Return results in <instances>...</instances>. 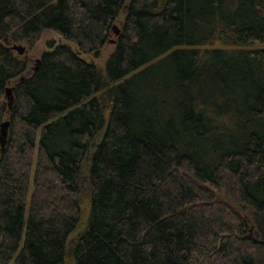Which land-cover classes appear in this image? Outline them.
<instances>
[{
    "label": "trees",
    "instance_id": "trees-1",
    "mask_svg": "<svg viewBox=\"0 0 264 264\" xmlns=\"http://www.w3.org/2000/svg\"><path fill=\"white\" fill-rule=\"evenodd\" d=\"M47 30L76 49L0 104V264H264V0H0V102Z\"/></svg>",
    "mask_w": 264,
    "mask_h": 264
},
{
    "label": "rangeland",
    "instance_id": "rangeland-1",
    "mask_svg": "<svg viewBox=\"0 0 264 264\" xmlns=\"http://www.w3.org/2000/svg\"><path fill=\"white\" fill-rule=\"evenodd\" d=\"M120 24L121 23L118 22L115 26H117V28H120ZM116 38H117V33H114L113 39H116ZM49 42H52L54 45L72 46L73 48L76 49V46L73 43L67 41L60 34H58L55 31H51V30L44 31L42 33L40 40L33 47H30L29 45L24 44V43H16L15 45L22 46L26 49V51L23 55H20L18 51H15V52L17 53V55H19L21 57L27 56V58H28V70L22 77L11 82L10 86H9L10 88L13 89V87L16 83L20 82L24 78L30 77L33 74L41 56L43 55L44 52H46L48 50V43ZM113 50H114V46L111 44V45L106 46L103 49L102 56L98 59H96L92 56H89V55H84L83 57L88 62L96 63L99 67L105 68L106 61H107L109 55L113 52ZM0 104H6V105L9 104L8 97L7 96L4 97L1 100ZM6 119H8V116H6L5 120ZM217 197L219 200L234 206L233 203L231 202V200L227 196L218 195ZM84 212H85V214H84V217L82 219L79 230L73 234L72 238L76 237L79 233H81L86 226L87 219H88V210H87L86 206L84 207Z\"/></svg>",
    "mask_w": 264,
    "mask_h": 264
},
{
    "label": "water",
    "instance_id": "water-1",
    "mask_svg": "<svg viewBox=\"0 0 264 264\" xmlns=\"http://www.w3.org/2000/svg\"><path fill=\"white\" fill-rule=\"evenodd\" d=\"M114 31L118 34L119 33V30L117 28V26H114ZM13 50L15 51H18L20 55H23L26 51V49L22 46H19V45H14L12 47ZM12 88L8 87L6 89V96L8 97V100L11 101V104H12ZM8 127H9V122L8 121H5L3 124H2V127H1V134H0V142L1 143H4L5 142V139L7 138V135H8Z\"/></svg>",
    "mask_w": 264,
    "mask_h": 264
}]
</instances>
